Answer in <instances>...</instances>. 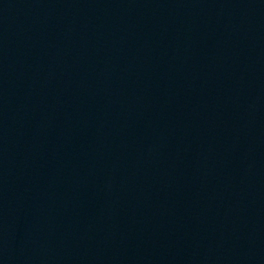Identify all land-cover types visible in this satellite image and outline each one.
<instances>
[{"label":"water","instance_id":"1","mask_svg":"<svg viewBox=\"0 0 264 264\" xmlns=\"http://www.w3.org/2000/svg\"><path fill=\"white\" fill-rule=\"evenodd\" d=\"M125 0H0V264H21L76 105Z\"/></svg>","mask_w":264,"mask_h":264}]
</instances>
